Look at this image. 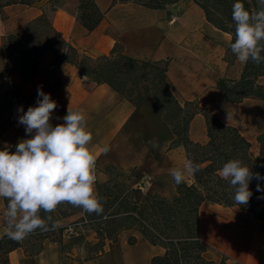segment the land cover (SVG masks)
<instances>
[{"label": "crops", "instance_id": "crops-1", "mask_svg": "<svg viewBox=\"0 0 264 264\" xmlns=\"http://www.w3.org/2000/svg\"><path fill=\"white\" fill-rule=\"evenodd\" d=\"M53 1L32 0L28 4L24 0H2L0 47L5 35L45 13ZM56 1L57 10L49 12L48 18L80 52L107 55L119 44L124 54L133 59H168L167 81L177 100H198L202 107L216 113L224 124L237 128L253 144L256 137L264 133V101L244 99L240 103H228L216 89L220 78L238 79L244 63L236 58L232 64L225 61L231 36L209 24L202 9L192 0H180L160 10L95 0L104 17L90 33L77 20L78 0ZM37 63L36 73L27 80L16 73H10L8 79L0 76V96L10 88V82L18 85L26 97L37 92L38 87L42 88L57 103L51 118L53 126L63 123L69 106L74 110L82 109L93 136L90 148L97 157V181H104L107 167H113L123 173L132 172V184L138 185L144 177H150V184L142 190L147 195H159L168 200L177 196L169 171L183 169L187 162L185 152L182 147L168 150L174 136L150 95L134 106L106 84L98 85L79 76L74 66L63 62L56 67L53 53L41 56ZM258 82L264 85V77ZM22 132L19 123L9 126L0 136V150L7 147L15 151L20 140L28 139ZM189 136L193 142H206L201 115L191 121ZM105 146L109 148L106 154ZM184 182L191 183L192 175L186 176ZM5 209V201L0 198V236L6 233ZM199 230L207 248L204 253L207 260L219 262L226 257L227 264H264V232L259 230L251 214L204 202L199 209ZM131 236L137 238V242L129 246L127 239ZM125 243L130 250L122 246ZM121 246L124 253H119ZM163 251L149 244L136 229L119 233L117 242L110 248L111 256H116L121 264H135L137 258L149 264L152 256ZM48 252L45 248L39 255L28 257L17 249L9 253V261L11 264H40L51 255V263L58 262L57 254Z\"/></svg>", "mask_w": 264, "mask_h": 264}, {"label": "trees", "instance_id": "trees-1", "mask_svg": "<svg viewBox=\"0 0 264 264\" xmlns=\"http://www.w3.org/2000/svg\"><path fill=\"white\" fill-rule=\"evenodd\" d=\"M180 0H111L115 4H136L148 9L160 10ZM204 13L209 24L231 36L234 42V25L231 12L236 0H192ZM245 8L254 12L258 10L257 0H240ZM104 17L95 0H78L77 19L87 32L94 31ZM230 45V44H229ZM7 50L19 51V66L11 73H16L23 80L33 76L38 68V59L46 53H53L55 66L65 62L74 66L81 77L88 78L95 84H106L132 105L137 106L150 95L159 110L163 121L169 126L174 139L168 150L182 147L186 161L199 164L200 171L192 175V182H182L175 188L177 196L168 200L159 195H144L139 188H125L109 182L97 185L96 190L103 198V213L86 214L68 225L60 224L55 230L41 232L37 230L22 242L0 236V264H11L9 253L21 249L25 256L39 255L44 240L62 243V238L71 226L74 234L78 224L92 223L99 241L90 246V255L84 261L105 254L106 242L116 243L119 233L136 229L140 236L152 246L164 251L151 257L149 264H227L222 258L219 262L209 261L204 257L207 248L200 238L199 209L204 202L222 205L239 212L249 213L258 222L259 230L264 232V192L257 191V183L264 188V180L253 179L249 188L252 196L247 205H236L232 199L234 190L228 181L223 180L219 169L231 159H240L250 167L253 173L264 176V133L256 137L253 144L237 128L224 124L214 112L202 107L198 100L180 102L171 92L167 81L166 60H137L124 54L122 46L115 44L107 55L90 56L80 52L64 39L45 14L28 21L19 30L5 35L2 39L0 54ZM264 54V53H262ZM235 55L230 46L225 54V61L232 64ZM10 74L5 76L7 79ZM264 77V63L251 61L243 64L240 77L236 80L220 78L216 89L221 91L228 103H240L244 99L264 101V85L258 79ZM44 92V91H43ZM12 96L29 102L35 99L37 92L24 96L18 85L10 82V88L0 97ZM201 115L206 128V142H193L189 136L191 121ZM9 127L0 131V136ZM106 174L115 179L127 178L126 173L107 167ZM5 204H7L6 200ZM46 214L41 212V216ZM54 221H63L67 216L57 210L51 214ZM72 233V232H71ZM73 234V233H72ZM73 236V235H71ZM137 238L127 239L129 246ZM61 247L59 264H67Z\"/></svg>", "mask_w": 264, "mask_h": 264}, {"label": "clouds", "instance_id": "clouds-1", "mask_svg": "<svg viewBox=\"0 0 264 264\" xmlns=\"http://www.w3.org/2000/svg\"><path fill=\"white\" fill-rule=\"evenodd\" d=\"M257 5L254 12L240 0L232 5L235 32L229 46L240 63H264V0H257ZM56 108V101L38 87L36 106H29L26 112L22 106L18 109V123L30 138L20 140L14 152L7 147L0 150V198L7 202L3 212L5 232L16 242L37 230L58 228L59 221H54L51 214L62 204L78 207L89 215L103 213V198L96 190L97 157L90 148L93 136L85 113L69 106L63 123L53 126L51 118ZM108 151L105 146L103 152ZM199 171V164L188 160L183 169L173 168L169 174L179 185L186 176ZM218 174L234 190L236 205L248 204L253 179L264 180L240 159L224 163ZM256 190L264 192L260 183ZM41 212L46 215L42 217Z\"/></svg>", "mask_w": 264, "mask_h": 264}, {"label": "rangeland", "instance_id": "rangeland-1", "mask_svg": "<svg viewBox=\"0 0 264 264\" xmlns=\"http://www.w3.org/2000/svg\"><path fill=\"white\" fill-rule=\"evenodd\" d=\"M1 5H2V0H0V6ZM57 7H58V1L54 0L53 2L50 3V5H48V7H46L45 9L46 11L43 14L48 16L51 12L57 10ZM90 55L96 57L95 53L90 52ZM18 57H19V51H15V50H7L5 51L4 55L0 54L1 77L6 78L5 76L10 74L19 66ZM21 106L23 107V110L26 112L29 106H36V100L31 99L29 102H25L20 99H15L12 96H10L7 99H2L0 97V131L3 130L8 125L13 126L18 123L19 115H21L18 109ZM19 126H21V131H23L22 135L30 138L29 135H26L25 127L21 124H19ZM131 174L132 172H130L129 174L126 173L127 178H119V179H115L114 175L112 176L107 175L104 181L100 180L96 182V187L97 185H100L102 183L109 182L110 185L118 184L125 188L128 187L138 188V185L132 184V182H130ZM141 192L144 195H147L146 192H143L142 190ZM79 209L80 208L73 207L69 204H62L61 206L58 207V212L60 214L65 213L66 216L68 215L65 219H63L64 225H68L72 222H75L77 219L82 217V213L79 212ZM71 232L67 231L65 233V235L62 238L61 244L51 242L50 239L44 240L43 249L47 248L49 250L48 253L55 252L57 254V257L59 258L61 247H64L63 255H65L66 257L67 264H85V263L94 264L96 263L97 260H99V257L103 255L105 256L101 258V260H99L97 264H121V261H117L116 256L115 258H113L110 254L111 244H113L111 242L105 243L104 251L106 254L99 255L88 261H84V259L90 255V246L94 245L99 241L96 233L94 232V225L92 223L88 222V224L86 223L78 224L76 228V232L80 233L78 235L74 234L75 232H73V229ZM122 246L125 249L130 250L128 245H126V243L123 244ZM122 246L119 249V253L123 250ZM224 258L227 259L226 257ZM40 264H53L51 263V255H49V257H46L45 260ZM55 264H59V259L58 262L57 261L55 262Z\"/></svg>", "mask_w": 264, "mask_h": 264}, {"label": "built area", "instance_id": "built-area-1", "mask_svg": "<svg viewBox=\"0 0 264 264\" xmlns=\"http://www.w3.org/2000/svg\"><path fill=\"white\" fill-rule=\"evenodd\" d=\"M26 3H31L32 0H24ZM96 173H97V168H96ZM97 181V180H96ZM150 184V177L146 176L144 177L140 183H138V188L140 190H143L145 187H147ZM67 231L71 232L72 231V227L68 226Z\"/></svg>", "mask_w": 264, "mask_h": 264}, {"label": "bare ground", "instance_id": "bare-ground-1", "mask_svg": "<svg viewBox=\"0 0 264 264\" xmlns=\"http://www.w3.org/2000/svg\"><path fill=\"white\" fill-rule=\"evenodd\" d=\"M121 252H123V250L121 251ZM124 253V252H123ZM139 254V253H138ZM139 257V256H138ZM145 262V261H144ZM144 262H142V261H140V258H137L136 260H135V264H143Z\"/></svg>", "mask_w": 264, "mask_h": 264}]
</instances>
